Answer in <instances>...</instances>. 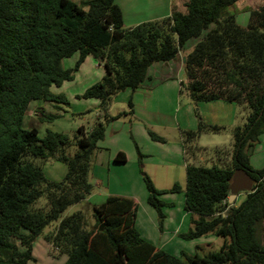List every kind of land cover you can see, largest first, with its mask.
<instances>
[{"label": "trees", "instance_id": "16d2710c", "mask_svg": "<svg viewBox=\"0 0 264 264\" xmlns=\"http://www.w3.org/2000/svg\"><path fill=\"white\" fill-rule=\"evenodd\" d=\"M236 1L186 0L184 11L173 8L162 18L125 27L115 0H0V264H27L33 241L53 221L58 224L43 237L66 254L63 264H264V167L249 163V149L264 134V0L249 12L246 26L231 13L221 16ZM192 39L183 67L184 88L194 105L224 100L248 111L244 122L232 127L229 167L185 164L184 208L191 213V227L179 237L212 233L223 238L220 248L205 255L181 251L179 256L157 248L136 229L137 204L130 197L109 195L92 205V226L82 210L62 216L90 194L88 173L97 144L108 122L118 118L108 114L113 96L138 88L152 63L176 59ZM74 54V69L64 68L63 59ZM87 56L105 74L82 97L99 100L104 121L87 133L78 127L72 139L50 130L41 136L36 127H26L30 102L66 103L49 86L71 80ZM128 106L132 112L130 101ZM58 117L48 114L45 120ZM220 127L198 117L195 130L181 131L184 155L194 156L193 141L201 132ZM73 145L69 156L66 150ZM49 158L66 164L61 182L47 180L38 165ZM114 161L125 162V154L117 152ZM142 177L161 230L167 203L160 195L181 187L174 183L156 189L143 172ZM241 186L245 198L233 206L228 197ZM43 195L46 207L36 206Z\"/></svg>", "mask_w": 264, "mask_h": 264}, {"label": "rangeland", "instance_id": "374dc122", "mask_svg": "<svg viewBox=\"0 0 264 264\" xmlns=\"http://www.w3.org/2000/svg\"><path fill=\"white\" fill-rule=\"evenodd\" d=\"M74 1L79 3L81 0ZM261 2V0H238L227 6L221 12V16L225 13H231L234 15L237 24L246 26L249 12L258 8ZM176 8L179 11H184V8L178 3ZM194 43V39L189 40L180 50L178 57L171 61L173 65H170L171 67L164 72L156 74L152 83H141L135 90L125 88L113 96L108 114L118 115V118L108 122L105 127L104 138L97 144L101 149L97 148L95 151L88 173V180L92 186L90 194L85 201L69 206L62 216L82 210L85 212L88 226H92L94 219L91 206L102 203L109 195L122 196L119 194L125 193L129 188L128 195L132 196L125 197L132 198L138 205L142 203L150 207L151 205L147 203L148 191L143 181L142 172L149 177L156 189H169L174 183H178L184 189V165L186 163L207 167L212 165L229 167L231 165L233 150L231 130L233 126L242 124L248 113L245 108L237 105H235L232 125H223L216 132H201L193 141L196 148L194 156L182 154L181 131L195 130L198 125V117L211 120L214 116L212 109L203 108L204 104L210 106L209 104L212 103L201 102L194 105L184 88L187 78L183 67V56L191 51ZM76 60V54L63 59V67L74 69ZM104 74L103 66L92 57H87L77 70H73L71 80L60 86H49V92L54 95H62L66 103L30 102L24 119L26 127H36L41 136L50 130L65 134L71 139L77 136V129L80 126H83L85 133L89 132L96 122H103L104 118L97 109L99 101L93 98H83L82 94L88 87L100 81ZM129 101L132 104V112H129ZM48 114H60L61 117L47 121L45 116ZM149 131L161 137L163 142L152 139ZM135 146L141 154V164L138 162ZM114 149H119L126 155L124 164H114L112 158H109L110 152ZM249 150L250 155L254 146ZM74 152V145L66 150V154L69 156H72ZM262 152L264 151L256 150L255 154L261 155ZM251 164L254 167L261 165L254 160ZM38 165L42 167L45 178L51 182H61L67 172L66 164L55 158H49L38 163ZM242 188L241 186L239 190V202L245 198ZM161 199L167 203L162 208L163 212L165 215L166 212L169 213L168 217L167 215L164 217L162 224V228L166 232L176 225V218L187 212L184 208V191L163 194ZM46 205L47 201L43 195L38 199L36 206L46 207ZM144 214L147 213L144 211ZM186 214L187 220H189L191 214L189 212ZM143 219V206L140 205L138 221ZM57 224L58 221L51 222L43 229L42 234L33 241L31 259L27 264L64 263L66 254L58 253L59 250L43 237L44 234L51 232ZM158 226L154 224L153 233L159 234ZM174 240L180 244H187L192 239L186 241L184 239L183 241L175 238ZM222 242V237L213 236L212 239H207L206 244L200 246V249L197 250L196 248V251L200 255H205L218 250ZM188 249H191L188 250L190 252H185L190 253V255L193 254V245Z\"/></svg>", "mask_w": 264, "mask_h": 264}, {"label": "crops", "instance_id": "0c3cea01", "mask_svg": "<svg viewBox=\"0 0 264 264\" xmlns=\"http://www.w3.org/2000/svg\"><path fill=\"white\" fill-rule=\"evenodd\" d=\"M176 1H178V0H174V1L173 0H115V3L119 6V8L122 12L123 25L125 27H131V26H134V25L141 23V22H144V21H148V20H152V19H158V18H162L164 16L169 15L173 8L178 9V8H176L177 3L184 8L183 3L186 0H181V2H180V0L178 2H176ZM87 57H91V56H87ZM87 57L85 59H87ZM171 61H173V60H170L167 62H154V63H152L147 70L148 77H147V79H145V81L142 82V84L145 82L152 83L155 79L156 74H158L159 72H164L166 69H169L171 67L170 65H173V64H171L172 63ZM165 78H169V77H165ZM89 99H91V98H89ZM93 99H95V98H93ZM200 103L201 102L197 103L196 105H198ZM203 103H206V102H203ZM209 103H212V104H209L210 106H207L208 104H204L203 108L204 109H212L214 111V116L211 120H204L202 117L201 121L203 123L218 125L221 127L223 125H230V124L232 125L233 124L232 121H233V116H234V112H235L234 111L235 105H236L235 103L227 102L224 100L209 101ZM28 107H29V105H28ZM98 149H101V148L98 147ZM256 150L264 151V134L259 136L257 143L254 145V150H253V152H251L253 155L251 153L249 155L250 156L249 157V163L253 168H255V169L263 168L264 167V152H262L261 155L260 154L256 155L255 154ZM119 151H120L119 149H114L109 154V158H112V161L114 164H124L126 162L125 161V162L119 163V162L114 161V156ZM182 154H183V147H182ZM255 155H256V157H255ZM252 160H254V162L260 163L261 164L260 167H254L251 164ZM129 190H130V188H129ZM129 190L126 191L125 193H121L119 195L132 196V195H128ZM182 190H184V189L181 187V191ZM160 198H161V195H160ZM239 198H240L239 192L234 193V197L231 198V204L233 206H237L240 203L238 201ZM140 205L143 206V217H144V219L139 222L138 221V208H140ZM145 205H146V207H145ZM150 207L147 204H142V203L140 204L139 203V205H138V203H137V210H136L137 213L135 216V227L138 230V232L140 233L141 237H143L145 240L154 244L157 248L163 249V250L167 251L168 253L179 256L181 251L190 252L188 250H191V249H188V248L192 247V245H193V249H194L193 253H195L196 247H198V249H200V246L206 244L207 239H212L213 236H216L212 233H208L204 236L195 238L197 240L192 239L187 244H180V242L179 243L175 242V240H174L175 238H179V239L184 241V239L179 237V233L186 232V230H188L191 227L190 219L187 220L188 216L186 213H188V212L182 213L178 218H176V225L174 227H172L170 230H167L165 232V230L163 228H161L159 234H155V233H153L154 224L158 225V221H157L158 217H157V212L155 211V209L153 207H151V208ZM144 211L147 214H144ZM166 215L168 217L169 213L166 212ZM190 217H191V215H190ZM192 217H193V215H192ZM162 224H163V222H162ZM162 227H163V225H162ZM165 235H168V236H165ZM164 236L166 237L165 239H164ZM262 239H264V220H263V229H262ZM191 243H193V244H191ZM185 248H187V249H185Z\"/></svg>", "mask_w": 264, "mask_h": 264}, {"label": "water", "instance_id": "95a60500", "mask_svg": "<svg viewBox=\"0 0 264 264\" xmlns=\"http://www.w3.org/2000/svg\"><path fill=\"white\" fill-rule=\"evenodd\" d=\"M234 197V194H230L229 197H228V202L231 203V198Z\"/></svg>", "mask_w": 264, "mask_h": 264}]
</instances>
